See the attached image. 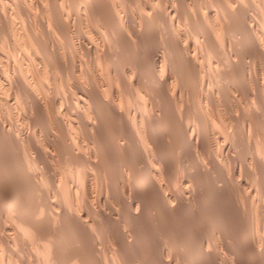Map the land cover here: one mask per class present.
Segmentation results:
<instances>
[{
	"label": "bare ground",
	"instance_id": "6f19581e",
	"mask_svg": "<svg viewBox=\"0 0 264 264\" xmlns=\"http://www.w3.org/2000/svg\"><path fill=\"white\" fill-rule=\"evenodd\" d=\"M33 1L34 14L47 12L51 18L48 15L31 18L34 10L30 11L25 0H0V25H5L1 29L6 28L7 35L3 36L9 43L7 54L16 61L9 64L10 55L8 64L3 66L0 55V140H11L13 143H10L24 154L29 151V166L26 165L30 170H27L33 181H37L41 178L38 165L50 155L45 146L37 142L36 132L31 135L28 128L24 129L25 124L18 126L19 118L16 117V123L8 117L10 112L22 110V120H26L29 127L31 123L41 124L33 114L50 113L53 122L49 120L52 123L43 126L47 135L57 130L61 134L58 138L64 141V146L61 143L64 153L67 151L68 161H72L71 167H85V172L79 171L80 177L71 171L67 177L74 176L70 177L74 180L70 182L72 185H63L68 188L67 204L55 198L51 201L52 207L41 209V205L38 212L23 210L18 185L5 192L0 189L2 213L11 214L18 226L11 234L6 223L3 228L0 225V264L36 261L40 264L41 255L42 264H264V0H208L209 12L180 0L173 16L181 14L182 18L176 19L183 22L184 28L172 27L167 17H163V24L168 23L172 28L168 35L169 27L163 26V35L159 37L153 31L154 18L149 17L155 8L154 1L144 7L149 12L138 18L130 10V0H98L104 4L107 15L111 12L110 18L104 15L100 19L101 35L102 32L108 37L111 35L112 40L118 34L116 37H121V44L115 43L118 49L124 44L134 50L144 38V47L150 49L146 48L149 60L145 57L147 62H144L138 56V59H123L124 45L121 54L118 49L111 54L114 48L110 46H114L115 39L109 46L111 50L106 49L107 44L104 51L97 45L104 53L103 60L98 56L96 61L101 64L102 60L107 65V80L103 75L106 71L102 73L93 61L95 57L84 62L86 68L82 63H75L70 69L72 55L68 49L66 52L76 15L79 19L85 15L84 21L89 23L99 21L89 17L94 9L93 0ZM16 20L21 21L22 26L17 28L22 32H15ZM80 28L75 30L81 37L80 46L90 57L97 56L96 44L100 41L92 45L86 35L90 31L85 33ZM50 31L55 33V39ZM16 33L21 40L16 39ZM44 33L49 34L54 43L45 42ZM103 37L106 36L101 40ZM116 57L121 58V64H116ZM74 71L78 79L73 74L76 78L73 84ZM59 73H66L63 80L67 78L68 85L63 83L71 93H65V88L64 95L61 94L65 102L58 95L51 96L48 104L44 97L51 89L47 91V86H51L49 81L53 75L57 78ZM196 92L199 104L192 100ZM2 104L9 110L8 117L3 112L7 108ZM107 123L111 128L109 134L104 131ZM54 147L56 152L62 150L60 154H64L63 147L57 146L60 151ZM2 151L5 150L2 148ZM105 158H109V163L102 167L101 161ZM38 181L40 183L41 179ZM57 181L52 174L42 183L50 186ZM95 181L99 182L97 186ZM59 186L60 183L54 188ZM66 191L63 194L58 191L61 195L58 197ZM40 217L41 222L44 217L45 224L53 229L45 232L50 230V236L41 233ZM146 223H156L157 231L159 228V238L154 243L147 241ZM62 228L69 229L71 234L77 232V235L74 233L80 246L77 248H85V251L80 252L74 245L73 250L76 248L79 253L76 250L72 255L73 234L70 235L69 230L64 234ZM59 229H62L59 231L62 238L73 239L68 247L69 243L56 234ZM29 233L39 240L33 237L35 243L41 244L37 245L40 252L33 248L38 254L30 249L31 255L30 247H25L29 241L26 242L24 236ZM61 242H67L70 254H64L65 247L61 248L62 253L58 251ZM18 243L28 253L25 259H20L24 251L17 250ZM41 247L45 250L42 253L48 252L47 258L39 255ZM19 259L24 261L19 263Z\"/></svg>",
	"mask_w": 264,
	"mask_h": 264
},
{
	"label": "rangeland",
	"instance_id": "374dc122",
	"mask_svg": "<svg viewBox=\"0 0 264 264\" xmlns=\"http://www.w3.org/2000/svg\"><path fill=\"white\" fill-rule=\"evenodd\" d=\"M154 1V2H153ZM160 1V2H159ZM175 1V2H174ZM174 1H172V0H130V3H131V8H130V10L132 11V12H134L135 13V16L136 17H138L139 18V16H141V15H144L145 14V12H149V11H147L144 7H145V5L149 2H153V3H155V8H154V10H152V17H151V14H150V18H154V26H153V31H154V34L156 35V33H157V35H158V37H159V34L160 35H163V26H164V28H165V26L166 27H169L168 29L169 30H167V33L171 30V28L174 26L175 28L177 27V26H179V27H177V28H181L180 30H182L183 28H184V26H183V22L182 21H180V20H177L176 18H182V16H181V14H178V16H177V14L175 15V16H177V17H175V16H173L174 14H173V10H175L176 8H177V6H178V8H179V2H180V0H178V1H176V0H174ZM182 2H184V3H186V4H191L192 3V5H194V7L195 8H197V10L198 9H202V11H207V12H209L210 11V9H211V7H210V5H209V2H208V0H204V2H202L201 0V2L200 1H198V0H192V2H190L191 0H187V2H185V1H183V0H181ZM188 1H189V3H188ZM196 1H198V2H196ZM206 1H207V3H206ZM25 2L27 3V4H29L28 5V8L30 9V11H32V10H34V11H32V15H31V18H41V17H43L44 18V16H46V15H50V13L49 14H47V12H44L42 15H44V16H42V15H40V13H38V12H36L35 14H34V12L36 11V7L34 6L35 5V3H34V1L33 0H25ZM32 2H33V4H32ZM100 1H96V0H93L92 1V8H94L93 10H92V12L93 13H91L90 15H89V17L90 18H97V19H99V21L97 22V23H99L98 25H97V23H95L94 21H91V23H92V25H89V24H91V23H89V21H84L85 20V15L83 16V19H79L78 18V16L76 15V17H77V21H76V19L74 20V30L72 31V33L70 34V36L71 37H69V39L71 40V41H69L70 43H69V46L66 48V52H68V50H69V54L70 55H72V57H69V58H71V59H69V63H70V69L72 68V66H73V64L75 65V63H76V65H79V63H82V64H84V68H86V66H87V63H84V62H89V60L91 59H93L94 57V59H93V61H95L96 62V65H99L100 66V68H101V72L103 73V71H106V72H104L103 73V75H105L106 77H105V79L107 80V65L105 66V64H104V62L102 61L103 60V53L104 52H102L101 51V49L104 51V50H106V49H108V50H111V49H109V46L112 44L111 42H112V40H114L115 39V41H113L114 42V46H110V48H114L113 50H111V54H113L115 51H116V49H118L119 48V46H118V48H117V46H116V44L117 45H119L118 43H120L121 44V42L119 41V39L121 38L120 36H118V37H116L118 34H115V38L114 37H112V40H111V35H109V37H108V35H106V33H103L102 32V35H101V32L100 31H103V30H99V29H103V28H101V23H100V19L101 18H104V15H106L105 17H109L110 15H111V12H110V15L108 14L107 15V13H106V9H104V4L103 3H99ZM138 2V3H137ZM157 2V3H156ZM177 2V3H176ZM34 6H31V4ZM172 5V6H171ZM174 5H175V7H174ZM158 6V7H157ZM199 6V7H198ZM31 7V8H30ZM78 7H81V9H84V6H79L78 5ZM172 7V8H171ZM144 9V10H143ZM166 9V10H165ZM146 10V11H145ZM83 11V10H82ZM99 12V13H98ZM151 12V11H150ZM156 12V13H155ZM172 12V13H171ZM95 14V15H94ZM123 14H124V12H123ZM154 14V15H153ZM168 14L170 15V16H168ZM172 14V15H171ZM41 17H40V16ZM100 15V16H99ZM166 15V16H165ZM33 16V17H32ZM47 16V17H48ZM94 16V17H93ZM50 17V16H49ZM48 17V18H49ZM75 16H74V18H76ZM88 17V18H89ZM166 18L167 17V22L169 23V24H173L172 25V27H171V25H168V23L166 24V25H164L163 24V21L161 20L162 18ZM46 18V17H45ZM51 18V17H50ZM73 18V17H72ZM82 18V17H81ZM87 18V17H86ZM110 18V17H109ZM157 18V19H156ZM169 18H173V20H169ZM184 18V17H183ZM79 20V21H78ZM82 20H83V22H82ZM102 20V19H101ZM81 21V22H80ZM172 21V22H171ZM176 21V22H175ZM78 22H80V23H78ZM179 22V23H178ZM19 25H18V24ZM177 23V24H176ZM93 24H96V25H93ZM77 25H79V26H81V28L80 29H84V32L85 33H87V32H89V34L87 33L86 35L88 36V38L90 39V42H91V44L92 45H95L96 43H97V40L98 41H100L99 43H97L96 44V46L98 45L99 46V48H101V49H99L98 48V46H97V56H91L90 57V55H88V53H86V52H84V50L82 49V47L80 46L81 45V37H79L80 35L77 33V32H75V30H76V28H78L79 26H76ZM5 27V25L4 24H2V25H0V33H1V37L3 38L5 35L4 34H6V28L5 29H1V27ZM17 26H19V27H21L22 26V23H21V21L20 20H16V22L14 23V27H15V29L17 28ZM82 26H83V28H82ZM89 26V27H88ZM95 26V27H94ZM156 26V27H155ZM94 28H98V33L97 32H95L94 31ZM157 29V30H156ZM36 30H38V29H36ZM51 30V29H50ZM86 30V31H85ZM3 31V32H2ZM16 31H19V32H22V29H20V28H17V30H15V32ZM94 31V32H93ZM53 31H50L49 33H51V35H52V37L55 39L56 38V35H54L55 33L53 32ZM105 32V31H104ZM156 32V33H155ZM159 32V33H158ZM149 33H151V32H149ZM148 33V34H149ZM162 33V34H161ZM105 34V35H104ZM148 34L146 35V36H148ZM4 35V36H3ZM7 35V34H6ZM48 36L49 34H45L44 33V36ZM54 35V36H53ZM93 35V36H92ZM99 35V36H98ZM168 35H169V33H168ZM167 35V36H168ZM46 36V37H47ZM102 36H106V37H103L102 38V40H101V37ZM0 37V55L2 56V62H1V65L3 64V66L5 65L4 63H6V64H8V60H9V56L11 55L10 53L9 54H7V52H8V42L6 41V37H4L3 39ZM46 37H44L43 38V40H45V42H53L54 43V41L55 40H53V38L51 39V36L49 35L48 36V38H46ZM49 37H50V40H49ZM18 38V40L20 39H22L21 38V36L20 35H18L17 33H16V39ZM79 38V39H78ZM92 38H94V39H92ZM98 38V39H97ZM107 38L109 39V42H108V40H107ZM116 38L118 39V40H116ZM168 38V37H167ZM148 39H149V37H148ZM17 40V41H18ZM104 40V42L101 44V42ZM105 41H106V43H105ZM118 43H117V42ZM142 41H144V38H142V40L140 41L141 43L139 44V46L138 47H134V50H133V47L132 48H130V46L129 45H126V46H128L129 48H125L126 46L124 45V44H122V45H124V46H122L123 48H124V53H122L123 55H122V57H123V59H125V60H127V59H131V57L132 58H135L136 56H138V58H139V60L140 61H143L144 60V62H147L146 60H145V57H146V59L147 60H149V57L147 58V56H146V54H148V50H150L148 47L149 46H146V48L148 49H146L144 46V44H145V42H142ZM6 43V44H5ZM73 43V44H72ZM105 43V44H104ZM110 43V44H109ZM116 43V44H115ZM78 44V45H77ZM104 44V45H103ZM108 46H107V45ZM143 44V45H142ZM73 45V46H72ZM103 45V46H102ZM108 47V48H106V46ZM142 45V46H141ZM54 46H55V44H54ZM77 46V47H76ZM120 46V49H122V47ZM70 47V48H69ZM71 47H73V48H71ZM103 47V48H102ZM104 47L106 48V49H104ZM141 47V48H140ZM151 47V46H150ZM68 49V50H67ZM82 49V50H81ZM120 49H118L119 51H117L118 52V54H121L120 52H122V51H120ZM131 49V50H130ZM152 49V48H151ZM74 50H76V51H74ZM99 50V51H98ZM115 50V51H114ZM123 50V49H122ZM129 50V51H128ZM101 51V52H100ZM114 51V52H113ZM127 51V52H126ZM133 51H134V53H133ZM2 52V53H1ZM83 52V53H82ZM100 52V54H98ZM117 52H115V53H117ZM147 52V53H146ZM79 53V54H78ZM127 53V54H126ZM68 54V56H70ZM145 54V55H144ZM75 55V56H74ZM102 55V56H101ZM6 56V57H5ZM12 56V55H11ZM83 56V57H82ZM86 56H88V57H86ZM99 56V58L101 57V61L100 62H102L101 64L98 62V61H96L97 60V57ZM81 57V58H80ZM90 57V58H89ZM119 57H121V56H119ZM141 57H143V58H141ZM5 58V59H4ZM80 58V59H79ZM87 58V59H86ZM118 57H116V60H118L117 62H116V60H115V62H116V64L121 60V58L119 59H117ZM127 58V59H126ZM137 57H136V59H138ZM10 59H12L11 61L9 60V64H14V63H16V61L15 60H13L14 58H13V56L10 58ZM83 59H85V60H83ZM77 60V61H76ZM82 61V62H81ZM121 62V61H120ZM119 62V63H120ZM104 64V65H103ZM121 64V63H120ZM119 64V65H120ZM124 63H122V66H127V63L126 64H124ZM86 65V66H85ZM89 65H91L90 63H88V67H89ZM105 66V67H104ZM73 71V70H72ZM57 74V73H56ZM61 73H59V75H60ZM75 74H77V73H75V71H74V73H72V83L74 84L75 82H76V78L78 79V75H75V79H74V75ZM63 75H65V77H67V75H66V73H62L60 76H57V78H56V75L54 74L53 76L54 77H52V79H50L51 81H49L50 83L49 84H51V86L49 87V86H47V91H49L50 89V91L49 92H51V93H49V92H47L46 94H45V99H47L46 100V102L48 103V104H50V99H51V96L52 97H54V96H58V95H60L61 96V94L62 95H64V90L63 89H65L66 91H65V93H68L69 95H70V93H71V90H70V88L67 86V87H65L66 85H68L67 84V82H66V80H67V78H66V80H63V78L65 79V77H63ZM59 77V78H58ZM53 78L55 79V80H53ZM62 78V79H61ZM79 79L80 80H82L81 79V76L79 77ZM52 80H53V82H52ZM61 80V81H60ZM55 81V82H54ZM59 82V83H58ZM66 84H64V83ZM56 83V84H55ZM61 83H63V84H61ZM59 84H61L62 86H59ZM59 86V89H61V87H62V90H59L58 88H57V86ZM52 87V88H51ZM56 87V88H55ZM56 89V90H55ZM58 89V90H57ZM60 93H59V92ZM58 92V93H57ZM62 92V93H61ZM70 92V93H69ZM49 93V94H48ZM12 94V93H11ZM51 94V95H50ZM53 94H55V95H53ZM196 94V95H195ZM194 94V97H192L193 99V102L194 103H196V104H199V103H201V102H199L200 101V97H199V93H195ZM47 95V96H46ZM66 95V94H65ZM59 96V97H60ZM61 97H63L62 98V100H63V102H65V97L64 96H61ZM61 97L60 98H58L59 100L61 99ZM204 100V99H203ZM203 102V101H202ZM4 107H6L7 108V106L6 105H4V104H2ZM1 105V107H2V109L4 110V109H6V108H4L3 106ZM9 110H8V108L6 109V110H4L3 112L6 114V116L8 117L9 116V114H10V116L8 117V118H10L11 120H13V121H17V119L19 118L20 119V122L18 123V122H16V123H18V126H20V127H24V124H25V127H24V129L26 130L27 128V131L28 132H30V134L31 135H34V132H36L35 133V138L37 139V142L39 143H42L41 144V146L43 145V146H45L44 148H46L45 150H46V152L47 153H49V159H46L45 161H44V163L41 161V164L39 163V165H38V176H40L41 178H39L38 177V180H40L41 179V182L39 183V181L37 182V181H33V179H32V177H31V173H30V169L29 168H27V165L29 164L28 162H29V160H28V154H29V151L27 152V153H22L21 151V153L19 152V149H16V147L14 146V145H12L10 142H12L11 140H6V139H2V141H3V143H2V141L0 140V153H2V157H5V158H2L1 156V159H0V164H2V165H0V168H1V170H0V174L2 173V175L0 176V183L2 184H4V185H1L0 184V189H2V191L3 192H5V191H7L11 186H16V185H18L19 186V192H20V195L22 196V206L24 207H22L23 208V210L25 211V209H26V211L28 210L29 212H31V211H36V212H38V211H40L41 209H42V207L43 208H47L48 206L50 207H52V200L54 199L55 200V198H56V200L57 201H61V202H59V203H62L63 202V204L65 203V204H67V202L69 201V197H68V188H66V186H64L63 187V185H72L71 183H72V181H74V180H71V179H73L72 177H74L75 175H79L80 176V172L83 174L84 172H85V170H84V168L85 167H81V166H79L80 168H82V169H80L79 167H78V169H77V167H76V169H75V167L74 168H72L71 166H73V164H71V162L72 161H68L69 159H68V152L66 151V153H64V141L62 140V139H59L58 137L60 136L61 137V134L60 133H58L57 132V130H56V132H54L53 133V131L54 130H52L51 131V134H48L50 137H47L48 139H45V137L46 136H48L47 135V132H46V130L44 129V127L43 126H49L53 121V119L51 120V117L49 116L50 115V113H45V112H40L41 114H33L34 116V118H35V120L36 121H38V122H40L41 121V124L40 123H38V125L36 124V126H35V124L34 125H32L33 123H31L30 125H29V127H28V124L26 123V120L24 121V120H22L23 119V114H21L22 113V110H17V112L15 113V111H13V112H8ZM19 113V114H18ZM35 113V112H34ZM21 114V115H20ZM14 115V116H13ZM17 115V116H16ZM18 115H20V117H18ZM39 118V116H40V118L38 119V118H36V116ZM47 115V116H46ZM12 116V117H11ZM50 118H49V117ZM16 117H17V119H16ZM22 117V118H21ZM42 117V118H41ZM14 119H16V120H14ZM43 119V120H42ZM45 120V121H44ZM49 120H51L52 122H49ZM24 121V122H23ZM23 122V123H22ZM47 122H49V123H47ZM106 122H107V119H106ZM22 123V124H21ZM20 124V125H19ZM23 125V126H22ZM40 125H42V128L40 129ZM106 125H108V127L107 126H105L104 127V131L107 133V134H109L108 132L110 131V129L111 128H109V124L107 123ZM35 128V130H34V128ZM38 127V128H37ZM45 127V128H46ZM33 129V131H32V129ZM37 128V129H36ZM109 128V129H108ZM113 129V128H112ZM37 130V131H36ZM45 131L44 133H42L41 131ZM104 132V133H105ZM111 132H112V130H111ZM33 133V134H32ZM56 133V134H55ZM39 134V135H38ZM42 134V135H41ZM54 134H55V136H54ZM58 134V135H57ZM60 134V135H59ZM56 135H57V137H56ZM42 137H44V138H42ZM53 137V138H52ZM55 138H58L57 139V141H56V139ZM56 141H54V140ZM8 141V142H6V141ZM46 140H47V142H46ZM62 140V141H61ZM4 141H5V143L6 144H4ZM53 141H54V143H56V145H54V143H53ZM58 141H59V143L61 144H63V146H62V144L60 145V144H58L57 145V143H58ZM13 143V142H12ZM39 143V144H40ZM51 143H53V144H51ZM48 144V145H47ZM51 144V145H50ZM8 148H7V147ZM51 146V147H50ZM53 146H56V147H54V148H56V149H59V147L61 146V147H63V148H61V149H63V152H62V154L64 153L67 157V159H65V156L63 157V155H61L60 154V152L62 151H60V149H59V151L60 152H58V150H57V152H56V150L55 149H53ZM57 146H59V147H57ZM3 148V150H5L4 152L2 151V148ZM15 149H14V148ZM48 147V148H47ZM16 150V151H15ZM51 150V151H50ZM19 152V154H18V152ZM49 151V152H48ZM10 152V153H9ZM50 152H51V154H50ZM31 153V152H30ZM55 153V154H54ZM57 153V154H56ZM60 155H59V154ZM4 154V155H3ZM9 154V155H8ZM11 154V155H10ZM32 154V156H33V153H31ZM54 154V155H53ZM6 155V156H5ZM13 155H14V157H13ZM70 155V154H69ZM30 156V155H29ZM31 156V157H32ZM53 156V157H52ZM62 159H60L59 157ZM10 157V158H9ZM18 157V158H17ZM21 159H20V158ZM52 157V158H51ZM117 157V156H116ZM115 156H113V158H116ZM7 158H8V160H7ZM70 158V160H72L73 159V157H69ZM72 158V159H71ZM17 159H18V161H17ZM51 159H52V161H51ZM109 159V158H105L104 159V161L102 160L101 161V163H103L102 165H101V163H100V165L102 166V167H105V164H107V162L109 163V160L107 161V160ZM2 160H4V162H1ZM7 160V161H6ZM14 160V161H13ZM20 160V161H19ZM22 160V161H21ZM47 160H48V164H47ZM63 160H65V161H63ZM68 161V163H67V161ZM49 161H50V164H49ZM55 162V164H54V162ZM12 162V163H11ZM16 162V163H15ZM20 162V163H19ZM27 162V163H26ZM8 163V164H7ZM22 163V165H20ZM43 163V164H42ZM27 164V165H26ZM60 164V165H59ZM70 166H69V165ZM5 165V166H4ZM7 165V166H6ZM46 165V166H45ZM47 165H49V168H47L48 166ZM52 165V166H51ZM5 168H4V167ZM29 166V165H28ZM41 166L42 167H44L43 169L41 168ZM51 166V167H50ZM75 166V165H74ZM3 167V168H2ZM10 167V168H9ZM22 167H24L23 169H21ZM45 167H46V169H45ZM58 167V168H57ZM67 167V168H66ZM12 168V169H11ZM41 168V170H39ZM57 168V169H56ZM120 168V170L122 169V166L121 167H119ZM20 171H19V170ZM27 169H29V170H27ZM45 169V170H44ZM51 169V170H50ZM63 169V170H62ZM3 170L5 171L4 173H3ZM44 170V171H43ZM53 170V171H52ZM57 170V171H56ZM82 170V171H81ZM8 171V172H7ZM12 171V172H11ZM15 171H16V173H15ZM32 171V170H31ZM43 171V172H42ZM46 171V172H45ZM49 171V172H48ZM71 171H73L74 173H77V174H74V176H70L71 177V179H70V177H69V179H67V177L69 176V175H71L70 173H71ZM77 171V172H76ZM80 171V172H79ZM73 172H72V175H73ZM79 172V173H78ZM19 173V174H18ZM48 173V174H47ZM52 174H54L55 176H56V179L59 181L60 180V178H61V181L60 182H58L57 181V183L55 182V184L54 185H52L51 183H50V186H47V185H49L48 183H42L43 182V180L45 179V182H46V179H47V177H49V176H52ZM58 174V175H57ZM82 174H81V176H82ZM4 175V176H3ZM9 175V176H8ZM14 175V176H13ZM24 175V176H23ZM62 177H61V176ZM11 176V177H10ZM12 176H13V178H12ZM43 176V177H42ZM57 176H58V178H57ZM77 176L75 177V181H77ZM80 176V177H81ZM15 177H16V179H15ZM18 177V178H17ZM79 178V177H78ZM99 178V177H98ZM19 179V180H18ZM65 179H66V181H68V183L65 181ZM81 179V178H80ZM2 180V181H1ZM17 180H18V182H17ZM8 181V182H7ZM65 182V183H67V184H64L63 182ZM79 181H81V180H79ZM26 183V184H24V186H23V183ZM35 182V183H34ZM71 182V183H70ZM29 183V184H28ZM43 184V185H40V184ZM58 183H60V188L58 187L57 189H58V191L60 192V193H62V192H64V190L66 191L65 193H64V195H62V197L61 198H59L61 195L58 193V191H57V189L56 188H54L55 186H58ZM61 183H62V185H61ZM79 183V182H78ZM99 183V182H98ZM96 181H95V184H96V186H97V184H98ZM31 184V185H30ZM39 184V185H38ZM27 185H29V186H27ZM37 185V186H36ZM52 185V186H51ZM62 186V187H61ZM26 187H27V189H26ZM40 187H42V188H40ZM48 188V189H47ZM54 188V189H53ZM61 188H62V190L63 191H61ZM64 188H66V189H64ZM55 189H56V191H57V194H56V191H55ZM60 189V190H59ZM5 190V191H4ZM24 190V191H23ZM36 190V191H35ZM43 190H45L46 192H44ZM49 192H48V191ZM53 190V191H52ZM53 192V193H51V192ZM24 192V193H23ZM48 192V193H47ZM25 193H27V194H25ZM66 193H67V195H66ZM63 194V193H62ZM95 194H97V192L95 193ZM28 195V196H27ZM31 195V196H30ZM44 195V196H43ZM47 195H49L48 197L49 198H51V200H49V198L47 197ZM57 197H56V196ZM40 196V197H39ZM55 196V197H54ZM59 196V197H58ZM64 196H66L67 198H66V200H65V197ZM64 197V198H63ZM30 198V199H29ZM36 198V199H35ZM35 199V200H34ZM59 199V200H58ZM61 199V200H60ZM24 200V201H23ZM46 200V201H45ZM63 200V201H62ZM45 201V202H44ZM51 202V203H50ZM29 203V204H28ZM35 203V204H34ZM45 203L47 204L46 206H45ZM58 203V202H57ZM57 203H56V201H55V204L57 205ZM34 204V205H33ZM42 205V206H41ZM59 205V204H58ZM31 206V207H30ZM40 206H41V209H39L40 208ZM36 207V208H35ZM222 208H223V206H222ZM34 209V210H33ZM37 209V210H36ZM27 211V212H28ZM34 211V212H35ZM3 211H2V209L0 208V225L2 226V228H3V225L6 223L7 224V227L8 228H10L9 230H7L8 232H10L11 234L12 233H14L13 231H15V229L17 230V222H16V224H15V221L16 220H13V217L11 218L10 217V215L8 214H6V213H2ZM28 212V213H29ZM3 214H6V216L5 215H3ZM2 215V216H1ZM29 215V214H28ZM27 215V216H28ZM4 218V219H3ZM41 217L39 218V223H41L40 224V231H41V233L42 234H44L45 232H47L46 230L47 229H49L50 228V230L52 231L53 229L50 227V226H47L45 223H47V220L43 217V220H42V222H41ZM38 220V219H37ZM43 221H45L44 222V225L42 224L43 223ZM3 223V224H2ZM38 223V224H39ZM10 224V225H9ZM149 224L150 223H146L145 224V229H146V231H147V233H148V240L147 241H152L153 243H154V241L155 240H157V238H159L158 236H159V228H158V231H157V229H156V227H158V226H156V223H154V225L156 226H154L153 224H150L151 226H149ZM16 225V226H15ZM44 226V227H43ZM149 226V227H148ZM12 227H14V228H12ZM1 228V227H0ZM44 228V229H43ZM61 228V227H60ZM154 228L156 229V230H154ZM11 229H12V232H11ZM62 229H63V231H62ZM62 229H59L58 230V233H56V234H60L61 235V237L60 238H62V233L61 232H59V231H62L64 234H65V231L67 230H69V229H65L64 230V228H62ZM50 230H48V233H45V236H50L51 234H52V232H50L49 233V231ZM73 231L75 230V229H72ZM1 232H2V230H0ZM150 233H149V232ZM44 232V233H43ZM56 232H57V230H56ZM34 233V232H33ZM33 233H29V234H26L25 236H24V238H26L25 239V241L26 242H28L29 241V243H28V246H27V244H26V248H29V251H30V253H31V255L33 254L32 252H31V250H34L33 248H35V250L37 251V245H38V243L39 242H37V241H39V240H37V237H35L34 236V234ZM68 233L70 234V235H72L71 237L74 239V243L72 244V240L70 239L69 241H68V239H65V237H63L62 239H64L65 241H67L69 244H67V247H68V245H71L70 247L72 248L71 250L73 251H71L72 253V255H73V253L77 250V249H79L80 248V246H78L77 245V243H76V239H75V237H74V235L76 234L77 235V232H73L72 234H71V232H70V230L68 231ZM75 233V234H74ZM49 234V235H48ZM63 234V235H64ZM67 234V233H66ZM104 234H105V232H104ZM156 234V235H155ZM106 235V234H105ZM30 236V237H29ZM66 236V235H65ZM155 236H156V238H155ZM34 237V239H36L35 241L37 242V243H35L34 242V240L32 239ZM67 237V236H66ZM68 237H70V236H68ZM70 237V238H71ZM77 238V237H76ZM32 239V240H31ZM70 241H71V244H70ZM148 242V243H152V242ZM33 242L36 244L35 246L33 245ZM67 242H63L64 244H62V242H61V244H60V246L58 247V251L60 250H62L61 248H64L65 247V249H64V251H66V253L64 252V254H70L69 252V250L66 248V243ZM76 243V244H75ZM40 244V243H39ZM19 245V247H17V250H19L20 251V249H22V247H21V245L18 243L17 244V246ZM62 245H63V247H62ZM65 245V246H64ZM74 245H77L76 246V248L77 247H79V248H75V250H73V247H75ZM89 245V244H88ZM34 246V247H33ZM40 246H41V244H40ZM84 247H85V245H84ZM89 247H90V245H89ZM24 248V247H23ZM57 248V247H56ZM83 248V247H82ZM31 249V250H30ZM70 249V248H69ZM85 249V248H84ZM84 249H79L80 250V252L81 251H83ZM34 250V253H37V252H40V251H35ZM39 250H41V253L39 254V255H41V254H44V256L46 255H49L48 254V252L46 251V253H42V247L41 248H39ZM67 250H68V253H67ZM79 250H77V254L79 253L78 251ZM22 251H24L23 249H22ZM22 251H20V252H22ZM28 251V250H27ZM28 251V252H29ZM45 250H43V252H44ZM59 251V252H60ZM85 251V250H84ZM53 252V251H52ZM51 252V253H52ZM63 252V250L61 251V253ZM27 252H22V253H20V259H22L23 257H24V259H25V256L26 255H28V253L26 254ZM29 253V254H30ZM23 256H22V255ZM38 254V253H37ZM76 254V252L74 253V255ZM71 255V256H72ZM33 256H35V255H33ZM33 256H32V258H33ZM45 256V258H47ZM26 257H28V256H26ZM41 257L43 258V255H41ZM40 257V258H41ZM42 258H41V263L40 264H42ZM19 259V263H22V262H20V261H24V259L23 260H20ZM35 259V258H34ZM36 261V260H35ZM37 262V261H36ZM35 262V263H36ZM35 263H33V264H35ZM22 264H24V263H22ZM36 264H39L38 262L36 263ZM51 264V263H50Z\"/></svg>",
	"mask_w": 264,
	"mask_h": 264
}]
</instances>
